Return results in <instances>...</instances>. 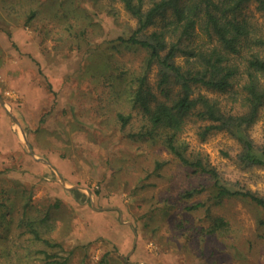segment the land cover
<instances>
[{"label":"rangeland","instance_id":"obj_1","mask_svg":"<svg viewBox=\"0 0 264 264\" xmlns=\"http://www.w3.org/2000/svg\"><path fill=\"white\" fill-rule=\"evenodd\" d=\"M108 3L0 0V111L18 139L0 165L8 176L0 181V263L264 264L259 206L236 196L213 202L205 175L183 166L159 139L130 135L141 113L129 101L128 81L146 54L117 44L136 19L118 2L110 14ZM239 18L264 34L255 3ZM157 71L147 80L159 101ZM198 92L231 104L226 93ZM120 112L132 115L123 129ZM199 124L189 120L180 134L187 152L207 157L229 189L264 198V167L238 165V139L225 131L201 139ZM247 135L262 147L264 109ZM25 165L33 176L19 181ZM198 202L205 206L189 208ZM218 218L226 225L208 232Z\"/></svg>","mask_w":264,"mask_h":264},{"label":"trees","instance_id":"obj_2","mask_svg":"<svg viewBox=\"0 0 264 264\" xmlns=\"http://www.w3.org/2000/svg\"><path fill=\"white\" fill-rule=\"evenodd\" d=\"M108 1L110 14L117 15L113 3L118 2L136 19V28L127 37H118L117 44L146 54L140 72L128 81L129 101L141 113L140 124L130 135L159 139L183 166L205 175L212 181L209 199L213 202L236 196L251 200L264 212L262 196L249 190L229 189L221 183V174L207 157L199 152H187L180 139L186 123L193 119L201 123L198 132L201 139L217 131L238 139L241 144L236 155L238 165L264 167V144L256 148L247 135V129L264 109V34L257 33L246 19L239 18L242 9L250 3L264 12V0ZM34 15L31 12L29 18ZM179 58L183 64L177 62ZM153 67L158 69L157 87L164 100L154 98L147 80ZM172 86L177 87L176 92ZM197 88L226 93L231 104L223 107L218 98L195 93ZM131 117V113L117 114L121 129L129 125ZM196 193L198 190L186 195L191 198ZM204 206L205 202H198L189 208ZM223 223L226 225L221 218L216 219L208 232L218 231ZM32 232L41 239L38 231Z\"/></svg>","mask_w":264,"mask_h":264},{"label":"crops","instance_id":"obj_3","mask_svg":"<svg viewBox=\"0 0 264 264\" xmlns=\"http://www.w3.org/2000/svg\"><path fill=\"white\" fill-rule=\"evenodd\" d=\"M0 113H1V111H0ZM1 116H3L2 113L0 114V165H2L1 167H3V166H6V164H4L3 161L7 160V162H8L9 157L11 155L10 152L12 150H16V148L18 146V139L16 138V135L12 131L11 120L8 117L5 118V117H1ZM27 162L29 165L28 160H27ZM33 163H36V162H33ZM28 165H25L21 169H18L16 171V173H18V176H19V181H21V179L32 178L33 175L28 174V171H27ZM34 166H35V169H37V170L39 169L40 171H42L43 174L45 173V170H46L47 175L50 176V170L47 166H38L36 164ZM11 172H14V171H11ZM6 173L4 172V173H2V175L0 174V181H4L3 179H8V176L6 175ZM23 173H24V175H23ZM43 179H45V178H41V180H43ZM143 264H147V263H143Z\"/></svg>","mask_w":264,"mask_h":264},{"label":"water","instance_id":"obj_4","mask_svg":"<svg viewBox=\"0 0 264 264\" xmlns=\"http://www.w3.org/2000/svg\"><path fill=\"white\" fill-rule=\"evenodd\" d=\"M13 118V120H14V122H16V119L14 118V117H12ZM30 148V147H29Z\"/></svg>","mask_w":264,"mask_h":264}]
</instances>
